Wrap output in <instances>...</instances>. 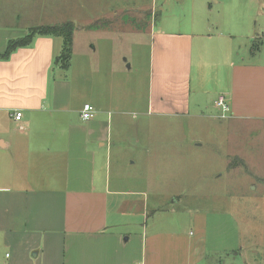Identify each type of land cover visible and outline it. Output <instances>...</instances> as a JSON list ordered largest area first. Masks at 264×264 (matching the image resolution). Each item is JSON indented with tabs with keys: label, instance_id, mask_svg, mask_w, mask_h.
<instances>
[{
	"label": "crops",
	"instance_id": "0c3cea01",
	"mask_svg": "<svg viewBox=\"0 0 264 264\" xmlns=\"http://www.w3.org/2000/svg\"><path fill=\"white\" fill-rule=\"evenodd\" d=\"M88 9L91 43L117 48L102 59L89 44V85L76 77L73 59L68 69L57 61L61 37L38 35L2 58L10 41L74 24ZM240 9L238 0H0V264H218L221 248L209 239L223 230L250 242L246 258L229 264H264V211L193 221L167 208L151 211L146 192L125 188L136 181L121 175L122 156L111 172L114 126L129 113L110 106L120 103L103 74L125 76L126 42L149 47L148 93L145 103L134 100L142 103L136 119L195 112L264 121V39L238 20ZM221 97L227 113L216 106ZM87 103L96 114L85 122ZM239 196L248 190L231 199Z\"/></svg>",
	"mask_w": 264,
	"mask_h": 264
},
{
	"label": "rangeland",
	"instance_id": "374dc122",
	"mask_svg": "<svg viewBox=\"0 0 264 264\" xmlns=\"http://www.w3.org/2000/svg\"><path fill=\"white\" fill-rule=\"evenodd\" d=\"M238 3L241 5L238 20L245 26L250 22L255 37L264 39V0H238ZM75 20L73 68L76 77L82 79L85 76L89 85V44H97V54L102 55V59L117 48L114 42L105 45L102 42L91 43L89 9L86 14L79 11ZM236 34L239 49L243 50V32ZM123 49L128 61L125 76L109 73V79L103 74L104 83L112 82L109 94H113V101L117 99L120 105H125L113 103L110 106L129 113L123 118L122 127L114 126L113 175L117 173L118 157L122 156L125 164L121 175L136 181L133 186L125 188L146 192L143 200L147 199L144 202L151 211L167 208L185 218L190 217L192 221L193 217L200 215V219L204 214L211 218H228L233 209L250 211L255 215L263 212L264 121L235 122L216 117L215 113L209 117L195 112L185 117L150 119L141 116L136 119L142 103L134 100L145 103L148 93V42L129 41ZM246 56L250 57V54ZM130 62L134 64L133 69H128ZM109 99L112 100L110 96ZM130 112H134L133 115ZM118 132L120 134L116 135ZM151 155H156V160L153 161ZM255 187L257 190L253 191ZM245 189L249 197L231 199ZM174 196L179 198L178 203H173ZM210 241L213 246L221 248L220 255L216 256L218 264H229L231 260L238 263L251 250L247 238L240 242L226 230L219 237L209 239V247ZM254 253L262 258L260 251Z\"/></svg>",
	"mask_w": 264,
	"mask_h": 264
},
{
	"label": "trees",
	"instance_id": "16d2710c",
	"mask_svg": "<svg viewBox=\"0 0 264 264\" xmlns=\"http://www.w3.org/2000/svg\"><path fill=\"white\" fill-rule=\"evenodd\" d=\"M75 26L72 23H65L56 26H45L32 29L29 34L18 40L10 41L8 43L7 51L2 56L3 59H8L13 52L19 48L31 46L36 36H54L61 37L64 40V48L60 58L57 59L63 68L68 69L71 64L73 54V37ZM256 51V49H255Z\"/></svg>",
	"mask_w": 264,
	"mask_h": 264
},
{
	"label": "built area",
	"instance_id": "2783aa9c",
	"mask_svg": "<svg viewBox=\"0 0 264 264\" xmlns=\"http://www.w3.org/2000/svg\"><path fill=\"white\" fill-rule=\"evenodd\" d=\"M216 106L221 108V110L226 112V113L229 111V107L226 105V100L224 97H221L217 101ZM95 114H96L95 108L91 104L87 103L83 106V109L81 112V118L83 121L88 122L94 118ZM21 117H22V114L20 112H17L15 114V119L17 121H20Z\"/></svg>",
	"mask_w": 264,
	"mask_h": 264
},
{
	"label": "water",
	"instance_id": "95a60500",
	"mask_svg": "<svg viewBox=\"0 0 264 264\" xmlns=\"http://www.w3.org/2000/svg\"><path fill=\"white\" fill-rule=\"evenodd\" d=\"M173 202H175V201H173Z\"/></svg>",
	"mask_w": 264,
	"mask_h": 264
}]
</instances>
